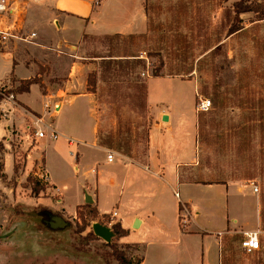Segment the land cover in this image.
I'll return each instance as SVG.
<instances>
[{
  "label": "rangeland",
  "instance_id": "rangeland-1",
  "mask_svg": "<svg viewBox=\"0 0 264 264\" xmlns=\"http://www.w3.org/2000/svg\"><path fill=\"white\" fill-rule=\"evenodd\" d=\"M236 1L240 0H149V4L159 8H150L148 13L149 26L156 27V31L95 40L90 47L99 56L89 85L94 96L91 114L100 146L113 154L143 160L151 144H162L167 122L148 101V82L152 78H165L152 81L149 89L153 102L165 99L178 106L170 108L177 134L171 145L179 156L195 157L192 163H181L182 179L245 186L243 191L232 193L235 217L253 216L249 189L253 192L255 185L259 189L253 194L259 217L253 227L229 226L217 231L224 225L225 211L223 199L213 204L220 194L214 191L207 193V216L190 220L191 229L200 233L179 239L173 226L167 234L168 242L165 236H149L148 250L153 254L173 253L168 255L170 264L182 257L185 264H218L216 242L209 251L203 248L200 239L205 231L217 232L214 235L218 239L220 264H264V0H248L253 10L239 16L238 24L243 28L230 35L229 26L222 25L221 20ZM234 17L232 12L231 19ZM121 54L127 56L107 57ZM101 55L105 58H100ZM120 61L123 70L116 66ZM6 82L15 93L18 84ZM200 96L211 99L208 111L196 110ZM81 101L71 104L69 111H63L60 117L53 111L55 104H50V112L37 114L44 118L39 127L31 126L30 120L26 124L17 123L28 136L27 150L24 134L16 127L10 128L12 140L4 141L0 148V264H106L103 255L111 254L113 245L127 252L133 261L139 260L131 256L137 246L120 244L116 236L107 243L95 235L92 228L95 222H106L112 228L116 224L114 218L95 217L93 207L87 204L74 212L63 205L51 204L57 203L60 196L39 176L45 173L44 160H37L31 168L27 165V152L39 141L35 152H44L51 175L65 186V207L73 210L80 202L82 165L79 164L80 172L76 174V147L68 148L67 143L49 146L56 138L48 136L47 127L62 120L67 131L77 134L83 131L90 120ZM17 115L22 120L23 114ZM43 128L47 136L37 140L36 132ZM70 140L76 141L75 137ZM6 152L13 159L10 174L4 173L2 159ZM84 159L85 165H92L102 161V155L88 150ZM7 168L11 169L10 160ZM121 169L114 165L102 177V188L108 189V196L111 190L105 180L110 176L119 178ZM33 187L41 190L34 191ZM43 199H47L46 204ZM187 217L190 214L182 204L179 216L182 229L189 223ZM250 231L258 232L261 247L248 253L242 248V241L245 232ZM110 259L118 264L113 257Z\"/></svg>",
  "mask_w": 264,
  "mask_h": 264
},
{
  "label": "crops",
  "instance_id": "crops-1",
  "mask_svg": "<svg viewBox=\"0 0 264 264\" xmlns=\"http://www.w3.org/2000/svg\"><path fill=\"white\" fill-rule=\"evenodd\" d=\"M26 27L28 31L37 34L33 41L14 42L4 53H0V82L13 81L19 86L15 91V100L0 101V143L12 140L9 134L10 128L16 127L24 134L27 150L30 144L28 136L25 128H21L17 123L23 121L26 124V121L30 120L31 126H41L42 124L37 121L40 117L37 114H44L45 101L51 105H59L55 116L60 117L63 111L65 113L69 111L71 104L83 100L81 103L90 120L84 125V130L78 134L67 131L62 120L51 124L58 132V138L50 141L49 146L51 144L62 146L63 143H67L68 148L76 147L74 166L76 174L80 172L79 164L82 165V199L73 210L65 207V186L59 184L61 180L57 176L51 175L44 152L39 154L35 152L39 141L37 146L27 152V165L30 168L37 160H44L48 184L51 185L54 193L60 196L57 203L51 204L63 205L66 210L74 212L78 207L88 204L86 196L90 195L93 199L91 205L97 209L99 219L103 220L109 215L114 218V222L121 223L123 228L129 230V234L119 238L118 242L140 248L141 250L137 248L131 254L132 257L139 258L140 264H170L168 255L173 253L162 251L153 254L148 250L147 245L151 243L149 236L152 234L165 236V242H168L167 234L173 226L176 234L179 233L177 236L179 239L200 233L191 229L190 220L195 221L201 216H207L209 192L220 193L213 204L219 203L222 199L224 203V225L217 231L227 229L229 226L235 229L239 225L244 227L257 225L258 202L253 195L254 189L253 192L251 188L249 189V194L253 198L251 203L253 216L235 217L233 200L231 202L232 193L243 191L246 189L245 186L232 183L209 184L182 179L181 163H192L195 157L183 158L179 156L176 147L171 145L177 135L172 126L173 112L170 109L175 106V102H167L165 99L153 102L149 89L152 81L167 79L152 78L148 82L150 105H154L160 118L164 114H168L170 118L163 127L167 131L162 136L163 142L160 146L151 144L143 160L115 152L114 159L109 161V149L98 144L97 126L91 114L94 108V96L90 90L89 76L96 70L99 56L92 53L90 47L94 46L95 40L148 34L150 26L146 0H31L26 16ZM101 57L105 58L102 55ZM107 57L115 58V56ZM19 112L23 114L22 120L18 118ZM71 137H75L77 142L70 140ZM36 138L40 139L38 136ZM88 150L100 152L102 161L85 165L84 157ZM10 156L12 155L6 152L2 159L4 173L7 174L13 169V159ZM117 157L120 158L118 164L115 163ZM9 160L11 169L7 168ZM114 165L121 166L122 175L119 178L114 176L106 178L105 183L111 190V196H108V189L102 188L104 181L101 180L107 168ZM176 192L180 194V198L175 195ZM46 200L42 201L46 204ZM110 202H112L111 206ZM180 203L185 205L190 214L186 229H182L179 223ZM115 211L117 215L113 217L112 213ZM100 223L106 225V222ZM214 233L217 232L205 231L200 240L203 248L208 251L214 241L216 242L218 251L216 262L220 264V249ZM181 253L187 254L186 251ZM174 262V264L186 263L183 257L175 259Z\"/></svg>",
  "mask_w": 264,
  "mask_h": 264
},
{
  "label": "built area",
  "instance_id": "built-area-1",
  "mask_svg": "<svg viewBox=\"0 0 264 264\" xmlns=\"http://www.w3.org/2000/svg\"><path fill=\"white\" fill-rule=\"evenodd\" d=\"M31 0H0V52H5L12 43L19 42H32L36 37L35 32L28 31L26 27V16L28 7ZM0 96L1 100L11 99L15 100L16 96L14 91H12V86L6 81L0 82ZM212 102L207 97H199L198 103L196 104V110L199 112L208 111L211 108ZM50 104L48 102L44 103V109L46 113L50 112ZM59 105H54L53 111L58 112ZM51 116L54 115L51 113ZM38 123H44L43 117L37 118ZM49 134L51 138H57L58 132L54 129L52 125H49ZM36 136L44 138L47 136L46 128L38 129ZM114 159V154L109 152L108 160L112 161ZM40 178L44 181H48V177L45 173H41ZM255 185V184H254ZM253 185V186H254ZM254 192L259 191L258 187L254 186ZM175 195L180 198L178 192ZM184 206V205H183ZM117 212H113L112 216L115 217ZM188 218L186 221L188 222ZM261 247L258 232L250 231L245 232V238L242 241V248L248 252H254L259 250Z\"/></svg>",
  "mask_w": 264,
  "mask_h": 264
},
{
  "label": "trees",
  "instance_id": "trees-1",
  "mask_svg": "<svg viewBox=\"0 0 264 264\" xmlns=\"http://www.w3.org/2000/svg\"><path fill=\"white\" fill-rule=\"evenodd\" d=\"M150 8H156V9H159L158 8V5H152V4H149V0H146V10L147 12L149 13V9ZM253 10L251 8V6L248 4V0H240V1H236L232 4L231 7H229L227 9V14H224L223 15V18L221 20V24L224 25V26H229V34L232 35V34H235L237 32H239L243 27H241L239 24H238V21H239V16L243 13V12H246V11H251ZM232 12L235 13V17L234 19L232 18L231 19V15H232ZM149 30L150 32L152 31H156L157 28L156 27H149ZM110 57H113V56H119V57H126L127 55L125 54H121V55H109ZM109 60H115V59H109ZM121 60V59H120ZM116 66H119V70H123V64L122 62H117V65ZM94 73H91L90 76H89V79L91 78V76H93ZM154 76H158V74H155ZM0 99H1V96H0ZM211 100V99H210ZM212 102V101H211ZM3 147V143H0V148ZM205 183H209V184H212V183H220L218 181H209V182H205ZM33 190L34 191H39L41 190V188L39 187H33ZM181 205L182 203H180V208H181ZM87 206H91V204H87ZM93 214L94 216H98V211L95 207H93ZM112 230L115 234V236L117 238H121V237H124V236H127L129 234V230L125 229L122 227L121 223H116L112 226ZM92 233V231H91ZM103 259L106 260V264H113V262L111 261V257H113L117 262L118 264H140V261H133L128 255H127V252L125 251H122L120 249H118L115 245H113V252L110 254V253H104L103 255Z\"/></svg>",
  "mask_w": 264,
  "mask_h": 264
},
{
  "label": "water",
  "instance_id": "water-1",
  "mask_svg": "<svg viewBox=\"0 0 264 264\" xmlns=\"http://www.w3.org/2000/svg\"><path fill=\"white\" fill-rule=\"evenodd\" d=\"M169 115L168 114H164L162 116V120L164 122H169ZM86 202L88 204H91L93 202V199L91 198L90 195L86 196ZM93 231L95 233V235H97L98 237L102 238L105 242L109 243L112 241L113 237L115 236L113 230L111 227L106 226L102 223L99 222H95L92 225Z\"/></svg>",
  "mask_w": 264,
  "mask_h": 264
}]
</instances>
